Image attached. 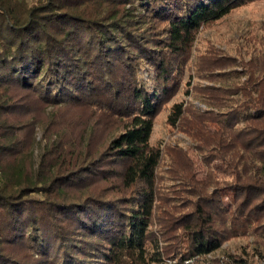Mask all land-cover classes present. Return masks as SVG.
<instances>
[{
  "label": "trees",
  "instance_id": "16d2710c",
  "mask_svg": "<svg viewBox=\"0 0 264 264\" xmlns=\"http://www.w3.org/2000/svg\"><path fill=\"white\" fill-rule=\"evenodd\" d=\"M250 1L0 0V264H186L249 232L264 256L263 67L235 88L216 89L241 94L218 128L195 127L232 170L230 201L216 179L199 184L186 175L191 195L180 206L190 209L168 207L156 185L162 150L150 144L200 27ZM212 89L202 100L220 106ZM33 95L129 121L69 170H45L41 159L31 176L18 157L32 144L15 130L26 124L20 101ZM186 113L175 103L169 123L182 125ZM8 153L18 156L11 166ZM99 172L120 183L91 186ZM117 184L129 192L116 193ZM155 220L158 230L150 229Z\"/></svg>",
  "mask_w": 264,
  "mask_h": 264
},
{
  "label": "rangeland",
  "instance_id": "374dc122",
  "mask_svg": "<svg viewBox=\"0 0 264 264\" xmlns=\"http://www.w3.org/2000/svg\"><path fill=\"white\" fill-rule=\"evenodd\" d=\"M262 67L264 0L245 3L220 19L200 27L178 76L176 91L160 106L154 117L150 137V144L162 150L156 177L158 195L164 198L168 207L178 205L175 210L177 213L190 209L180 206L191 195L182 183L186 175L193 176L199 184L216 179L222 197H225L226 203L230 201L224 193L230 190L228 186L234 181L232 170L221 158L215 157L205 143L209 138L205 134L202 136L204 131H195V127L196 124H200V127L203 124L209 130L218 128L220 124L216 120L223 119L224 113L239 103L237 99L241 94H228L216 89L235 88L245 81L249 73ZM210 88H213L210 101L220 106L208 105L202 100L207 99ZM178 102H184L187 107L186 118L182 125L172 126L168 119L173 105ZM20 104L23 108L18 111L25 114L23 122L26 124L15 131L18 137L32 146L29 150L24 146L28 156H15L26 165L31 176L41 159H44L45 170L54 171L57 166L69 170L71 164L83 161L82 157L88 154V150L90 155L97 153L102 144L129 121L100 106L55 105L40 101L34 95L30 96V100L20 101ZM206 110L209 111L205 114ZM15 156L8 153L3 159L6 165L11 166ZM91 177V186L120 183L112 176L111 180H104L100 172L99 176ZM113 189L118 194L129 192L118 184ZM208 190L213 192L216 188L210 184ZM160 227L155 220L150 229L158 230ZM257 241V237L250 232L244 236L231 237L223 242L220 249L188 260L186 264H264V256L255 250ZM165 244V241H161L162 247ZM238 257H242L244 262L236 261ZM175 261L171 259L167 262Z\"/></svg>",
  "mask_w": 264,
  "mask_h": 264
}]
</instances>
